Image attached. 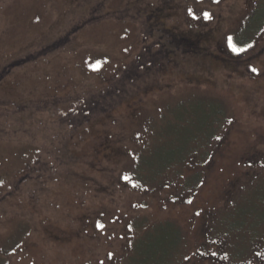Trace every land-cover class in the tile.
Returning a JSON list of instances; mask_svg holds the SVG:
<instances>
[{"label":"rangeland","instance_id":"1","mask_svg":"<svg viewBox=\"0 0 264 264\" xmlns=\"http://www.w3.org/2000/svg\"><path fill=\"white\" fill-rule=\"evenodd\" d=\"M216 107L208 157L131 180ZM167 224L170 264H264V0H0V264H132Z\"/></svg>","mask_w":264,"mask_h":264},{"label":"trees","instance_id":"2","mask_svg":"<svg viewBox=\"0 0 264 264\" xmlns=\"http://www.w3.org/2000/svg\"><path fill=\"white\" fill-rule=\"evenodd\" d=\"M216 108L215 111L213 109L208 113L204 111L202 115L193 111L192 116L196 117V121H188V123L191 122L188 126L185 125L186 121L183 119L182 115H179L181 117H179L173 125V134L175 135L174 142L176 143L174 151L176 154L172 157L156 156L155 165L153 164L151 168L145 167L144 164L148 163L146 160H149V158L143 160L142 166H136L133 171H130L131 180L141 184H145L148 181L154 182L164 172L166 173L168 169L182 163L181 161L186 156H184L185 154L181 156V152L184 151L186 154L190 155L191 151L195 150L194 146H198L201 150L202 158L208 157L211 140L214 138L213 134L217 127L216 124L220 120L219 115L223 113V110L221 111L218 107ZM199 118H201V120ZM158 153H161V149H159ZM197 175L201 176V173L197 172ZM189 179H192V176L183 179V182L185 183ZM186 184H188V182ZM193 184L194 183L190 182L189 186H193ZM130 223V226L134 228H142L143 225L142 222L131 221ZM153 229L156 233L151 234L147 232L149 229L144 232L142 230V233L136 237V247L139 249V251L136 252L138 258L132 264H170L178 257L183 256V237L178 228L171 224H167L165 228L158 226ZM166 239L170 240L166 241ZM214 242L216 244L218 243L215 240ZM158 253L160 254L159 256ZM3 255L7 254L3 253ZM238 256L239 254L236 255L235 258Z\"/></svg>","mask_w":264,"mask_h":264},{"label":"snow or ice","instance_id":"3","mask_svg":"<svg viewBox=\"0 0 264 264\" xmlns=\"http://www.w3.org/2000/svg\"><path fill=\"white\" fill-rule=\"evenodd\" d=\"M205 18H208V14L207 13H205ZM229 44H230V46L232 47V50L234 51V52H242V51H244L245 49H243V48H237L234 44H232V38L231 37H229ZM249 47H251V45H249ZM253 71H255V69H253ZM217 139H219V137H217ZM102 227V226H101Z\"/></svg>","mask_w":264,"mask_h":264},{"label":"flooded vegetation","instance_id":"4","mask_svg":"<svg viewBox=\"0 0 264 264\" xmlns=\"http://www.w3.org/2000/svg\"><path fill=\"white\" fill-rule=\"evenodd\" d=\"M158 11H159V10L155 11L154 14L158 13ZM157 16H158V15H157ZM151 18H153V17L151 16ZM157 19H158V17H155V19H154V21H153V22H154V25L151 27V29H153V28L156 29V28H157V27H154V26H155V21H156ZM156 24H157V23H156ZM157 32H159V28H157ZM180 40H181L182 43L188 41V40L176 39L177 43H180ZM180 45H182V44H180ZM186 45H188V44L186 43V44L183 45V46H185V48H186ZM178 48H180V47H178ZM186 51H189V50L186 49Z\"/></svg>","mask_w":264,"mask_h":264}]
</instances>
